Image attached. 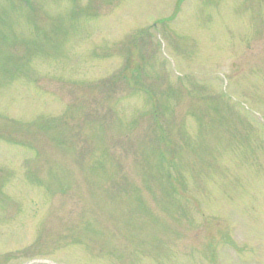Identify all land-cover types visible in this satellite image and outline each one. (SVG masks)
Returning a JSON list of instances; mask_svg holds the SVG:
<instances>
[{
    "label": "rangeland",
    "instance_id": "374dc122",
    "mask_svg": "<svg viewBox=\"0 0 264 264\" xmlns=\"http://www.w3.org/2000/svg\"><path fill=\"white\" fill-rule=\"evenodd\" d=\"M0 264H264V0H0Z\"/></svg>",
    "mask_w": 264,
    "mask_h": 264
}]
</instances>
